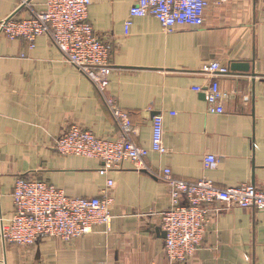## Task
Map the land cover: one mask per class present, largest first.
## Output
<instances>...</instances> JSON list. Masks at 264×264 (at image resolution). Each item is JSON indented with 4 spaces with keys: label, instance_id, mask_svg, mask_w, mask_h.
Segmentation results:
<instances>
[{
    "label": "crops",
    "instance_id": "crops-1",
    "mask_svg": "<svg viewBox=\"0 0 264 264\" xmlns=\"http://www.w3.org/2000/svg\"><path fill=\"white\" fill-rule=\"evenodd\" d=\"M26 0H0V21ZM94 33L113 45L107 91L99 93L68 65L46 37L32 49L24 39L0 35V229L13 211L16 178H33L91 198L106 177L94 159L58 155L53 143L64 128L78 125L115 138L120 129L106 99L113 98L134 128L132 141L151 146L152 118L163 119L164 154L150 152L146 170L124 163L109 174L114 185L113 219L70 242L45 238L31 247L3 244L0 264H167L158 214L170 207L161 180L206 178L221 188L250 183L264 189V6L262 0H211L197 28L165 33L152 17L124 22L137 0H90ZM31 0L17 16L43 8ZM212 62L228 68L209 76ZM234 63L246 71L233 70ZM214 78L227 98L223 113H207L202 92ZM215 156L214 171L203 168ZM213 204L210 208H217ZM185 264H264V212L232 208L213 217L199 248Z\"/></svg>",
    "mask_w": 264,
    "mask_h": 264
},
{
    "label": "built area",
    "instance_id": "built-area-1",
    "mask_svg": "<svg viewBox=\"0 0 264 264\" xmlns=\"http://www.w3.org/2000/svg\"><path fill=\"white\" fill-rule=\"evenodd\" d=\"M30 1L26 0L18 11L0 21V35L9 40L24 39L30 49L37 38H48L68 65L99 93H105L112 73L113 45L94 33L88 19L91 1L44 0L40 11L27 18L17 16ZM210 1L137 0L124 22V33H128L132 19L142 17L156 19L165 33L184 27H200ZM203 72L212 77L224 76L228 74V68L212 62L203 68ZM194 90L204 94L207 113H223L222 103L227 95L214 78L209 79L205 89L195 87ZM106 105L120 129L118 137H98L88 129L70 125L53 143L58 155L94 159L101 163L98 172L107 179L100 195L71 197L47 182L16 178L11 195L13 211L8 221L1 223L3 244L31 247L45 238L70 242L91 233L97 226L108 228L114 218L110 196L114 183L108 178L109 174L120 170L124 163H129L137 171L146 170L145 160L150 152L165 153L161 115L152 118L151 146L147 149L132 141L134 128L116 100L108 98ZM202 164L205 170L214 171L218 159L205 155ZM160 178L168 188L170 198V207L158 214L159 227L165 235L167 264H185L201 245L210 220L221 212L232 208L264 212V189L250 183L221 188L206 178L195 182L174 178L169 169H164ZM213 204L218 207L212 211Z\"/></svg>",
    "mask_w": 264,
    "mask_h": 264
},
{
    "label": "water",
    "instance_id": "water-1",
    "mask_svg": "<svg viewBox=\"0 0 264 264\" xmlns=\"http://www.w3.org/2000/svg\"><path fill=\"white\" fill-rule=\"evenodd\" d=\"M18 10H19V9H18ZM18 10H17V11H18ZM232 69H233V70H240V71H246V70H247L245 66H243V65H241V64H238V63H234V64L232 65Z\"/></svg>",
    "mask_w": 264,
    "mask_h": 264
}]
</instances>
